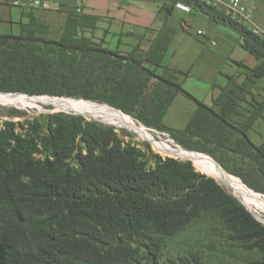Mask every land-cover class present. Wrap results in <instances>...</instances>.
<instances>
[{
	"label": "trees",
	"instance_id": "16d2710c",
	"mask_svg": "<svg viewBox=\"0 0 264 264\" xmlns=\"http://www.w3.org/2000/svg\"><path fill=\"white\" fill-rule=\"evenodd\" d=\"M161 1L167 16L184 1L237 33L259 64L236 65L250 82L264 78L262 37L201 0ZM71 17L58 40L35 24L19 35L0 34L1 92L100 100L163 130L169 129L164 119L173 100L186 95L198 105L197 116L211 117L218 135L233 129L264 177V144L249 137L264 101L244 126H233L220 105L233 79L208 107L172 78L157 76L161 64L79 35L80 19ZM152 79L164 85L166 97L149 90ZM195 120L187 131L200 126ZM205 215L220 219L234 241L260 251L263 259L253 264H264V225L191 162L163 159L148 144L126 142L114 127L79 115L6 122L0 129V264H207L193 255L163 256L166 240Z\"/></svg>",
	"mask_w": 264,
	"mask_h": 264
},
{
	"label": "rangeland",
	"instance_id": "374dc122",
	"mask_svg": "<svg viewBox=\"0 0 264 264\" xmlns=\"http://www.w3.org/2000/svg\"><path fill=\"white\" fill-rule=\"evenodd\" d=\"M252 4L255 8V21L264 30V0H252ZM12 10L8 5L0 4V34L15 33L16 28L8 24L11 20ZM250 28L254 29V25L251 24ZM252 59L255 60L254 58ZM244 63L253 65V62L248 60H245ZM144 65L147 66V63L144 62ZM154 72L157 76H163L169 80L173 77L166 73L162 74L159 70H154ZM246 76L247 72L242 73L240 78L235 80V83L229 87L228 93H225L220 100L223 110L231 113L232 125L236 127L244 126L248 119L253 118L260 108L259 104L264 101V78L253 83L246 79ZM164 88V85H160L156 79H152L150 82V91L154 90V92L166 97V90L165 92L162 90ZM8 94L0 91L2 96L19 99H15V102L12 100L5 102L0 99V129L6 122L22 124L28 120H44L53 114L84 115L90 121H95L94 119H96V122L101 125L114 127L126 142H131L141 148H144V144H148L153 154L163 159L172 158L182 162H191L198 173L215 179L223 189L244 204L255 218L264 223L262 215L248 207L215 177L201 170L196 164L194 165L195 162L189 156L183 157L185 154H189L209 158L218 168L236 178L255 196L264 200V177L258 170L259 165L239 145V137L231 134L234 133L233 129L226 128L222 131V135H218L212 124L211 117L197 116V111H194L197 105L184 99V97L178 95L179 99H177L176 103L175 100L178 96L173 100L164 119V124L169 129L163 130L147 127L132 116L100 100L71 97L57 98L64 100L74 99L72 101L93 105L102 111L119 113L124 118L117 121L101 116L58 110L47 101L42 100L43 98H56L57 96L29 95L25 93ZM24 97L26 99H22ZM180 98L184 99L188 105L191 104V108L181 103ZM173 106H175V109ZM192 107H195V109H192ZM179 111L185 116L179 114ZM196 118L195 122L200 126H192L191 131H187V126L192 119ZM258 122L261 128L256 127L250 133V138L256 145L264 142V111L261 120H258ZM259 131L260 133H258ZM186 145L190 146L191 149L186 148ZM190 255L198 257L207 264H253L263 259V254L258 250H253L250 244H241L234 241L220 219L206 215L195 220L183 233L165 241L164 259H176L177 257Z\"/></svg>",
	"mask_w": 264,
	"mask_h": 264
},
{
	"label": "crops",
	"instance_id": "0c3cea01",
	"mask_svg": "<svg viewBox=\"0 0 264 264\" xmlns=\"http://www.w3.org/2000/svg\"><path fill=\"white\" fill-rule=\"evenodd\" d=\"M79 1L82 14L76 12V0H61L49 10L31 12L10 6L13 10L8 24L16 28L13 35H19L23 26L35 24L47 37L58 40L63 37L70 16L80 19L79 35L121 55L136 53L161 64L159 72L173 76L188 94L208 107H214L230 79L238 80L246 72L236 63L251 69L259 64L243 49L237 33L212 22L197 9L193 8L190 14L174 9L167 16L161 0ZM245 60L253 65L245 64ZM179 96L197 105L188 96ZM184 99L180 98V102L187 107ZM197 109L198 105L194 111ZM179 114L185 116L180 111ZM256 127L261 128L259 122L254 124L249 137Z\"/></svg>",
	"mask_w": 264,
	"mask_h": 264
},
{
	"label": "bare ground",
	"instance_id": "6f19581e",
	"mask_svg": "<svg viewBox=\"0 0 264 264\" xmlns=\"http://www.w3.org/2000/svg\"><path fill=\"white\" fill-rule=\"evenodd\" d=\"M49 97V96H48ZM0 99L8 102V100L14 101L15 97H6L0 95ZM22 99H26L25 97ZM21 100V99H20ZM42 100L47 101L51 105H53L58 110L77 112L85 115L92 116H101L121 120L124 118L121 114H116L115 112L110 111H102L93 105H88L85 103H78L72 100H64L57 98H43ZM15 102V101H14ZM191 158L201 170L215 177L221 184L230 189L241 201H243L248 207L252 208L253 211L257 212L259 215L264 217V200L255 196L254 193L250 192L241 182H239L233 176L227 174L222 169L218 168L209 158L199 155H189L185 154L183 157ZM255 214V213H254ZM257 215V214H256Z\"/></svg>",
	"mask_w": 264,
	"mask_h": 264
},
{
	"label": "built area",
	"instance_id": "2783aa9c",
	"mask_svg": "<svg viewBox=\"0 0 264 264\" xmlns=\"http://www.w3.org/2000/svg\"><path fill=\"white\" fill-rule=\"evenodd\" d=\"M61 0H0V4H5L11 7L18 8L23 12H31L34 10H49L53 4ZM209 5L226 12L233 20L239 22L247 27L253 34L260 36L264 39V30L255 21V8L253 7L252 0H201ZM76 12L83 13V8L79 0H76ZM175 9L184 13L190 14L193 7L184 1H179L175 4ZM254 25V29L250 25ZM201 33V32H200ZM199 33V34H200Z\"/></svg>",
	"mask_w": 264,
	"mask_h": 264
},
{
	"label": "water",
	"instance_id": "95a60500",
	"mask_svg": "<svg viewBox=\"0 0 264 264\" xmlns=\"http://www.w3.org/2000/svg\"><path fill=\"white\" fill-rule=\"evenodd\" d=\"M152 65H150V64H147V67H151ZM6 94H8V93H6ZM8 95H11V94H8ZM14 95H16V94H14ZM32 97H34V96H32ZM55 98V97H54ZM56 98H59V97H56ZM122 112V111H121ZM74 115H76V114H74ZM79 116H83V117H85L84 115H79ZM95 121H97L96 119H94ZM105 124H107V123H105ZM244 205V204H243ZM245 206V205H244ZM246 207V206H245ZM247 208V207H246ZM247 210L250 212V210L247 208ZM257 219V218H256ZM258 220V219H257ZM259 222H261L260 220H258ZM262 223V222H261ZM263 225H264V223H262Z\"/></svg>",
	"mask_w": 264,
	"mask_h": 264
}]
</instances>
